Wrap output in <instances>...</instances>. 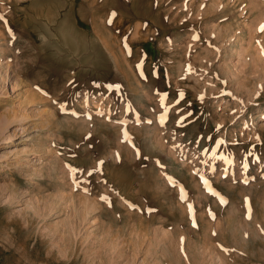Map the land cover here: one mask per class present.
Returning <instances> with one entry per match:
<instances>
[{
	"label": "rangeland",
	"instance_id": "rangeland-1",
	"mask_svg": "<svg viewBox=\"0 0 264 264\" xmlns=\"http://www.w3.org/2000/svg\"><path fill=\"white\" fill-rule=\"evenodd\" d=\"M262 28L264 0H0V264H264Z\"/></svg>",
	"mask_w": 264,
	"mask_h": 264
},
{
	"label": "bare ground",
	"instance_id": "bare-ground-1",
	"mask_svg": "<svg viewBox=\"0 0 264 264\" xmlns=\"http://www.w3.org/2000/svg\"><path fill=\"white\" fill-rule=\"evenodd\" d=\"M120 17H121V16H120ZM12 141H13V140L11 139L10 142H12ZM10 142H9V143H10ZM9 146H10V145H7V147H9ZM233 164H234V163H231L230 165H233Z\"/></svg>",
	"mask_w": 264,
	"mask_h": 264
},
{
	"label": "snow or ice",
	"instance_id": "snow-or-ice-1",
	"mask_svg": "<svg viewBox=\"0 0 264 264\" xmlns=\"http://www.w3.org/2000/svg\"><path fill=\"white\" fill-rule=\"evenodd\" d=\"M261 31H264V28H262Z\"/></svg>",
	"mask_w": 264,
	"mask_h": 264
}]
</instances>
